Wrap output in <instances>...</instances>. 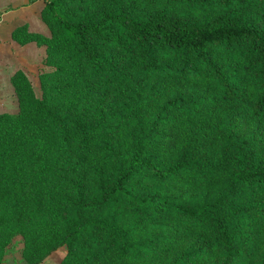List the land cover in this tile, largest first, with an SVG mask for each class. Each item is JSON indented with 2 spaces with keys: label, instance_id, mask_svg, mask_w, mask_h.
I'll return each mask as SVG.
<instances>
[{
  "label": "trees",
  "instance_id": "trees-1",
  "mask_svg": "<svg viewBox=\"0 0 264 264\" xmlns=\"http://www.w3.org/2000/svg\"><path fill=\"white\" fill-rule=\"evenodd\" d=\"M43 1L89 80L148 88L91 110L21 89L0 114L3 244L65 245V264H264V0Z\"/></svg>",
  "mask_w": 264,
  "mask_h": 264
},
{
  "label": "rangeland",
  "instance_id": "rangeland-1",
  "mask_svg": "<svg viewBox=\"0 0 264 264\" xmlns=\"http://www.w3.org/2000/svg\"><path fill=\"white\" fill-rule=\"evenodd\" d=\"M31 1L34 2L37 0ZM174 3L168 4L173 5L179 13L183 12L182 7ZM76 4V0L65 1V5L70 11L79 12ZM44 5L39 13V19L43 21V34L34 32L27 28V26L21 27L20 30L14 33V39L19 40L22 46L32 45L33 47L31 48V55H22L21 60L16 62V68H20L21 70L14 73L11 78L9 76L10 73H7V80L9 81L8 87L10 88V93L7 95V98H10L11 102L7 101L6 111H2V114L17 115L19 113L18 98L21 97L20 91L25 86L30 88L35 99H41L45 96L49 98L50 96L56 95L62 101L72 103L76 97L81 96L80 98H83L84 101L83 106L87 110L101 107L105 109L113 106L117 108L119 106L123 107L129 104V95L132 92L136 90H140V92L147 91L148 81L143 78L134 79L125 77L121 81H116L113 88L108 90L106 88L102 90L99 81L89 80L82 72V66L79 60L66 45L64 33L47 21V15L43 11ZM155 7H151V10H154ZM201 17L195 14L190 18L193 20H201ZM58 66H63L64 70L62 73L56 70ZM155 81L158 82V79H151V82ZM95 95L97 96L95 97ZM62 98H65V100ZM158 234L156 233V235ZM137 235L143 237H148L149 235L156 236L153 232L150 234L148 230ZM197 237L198 235L196 233L188 232L177 238H172L174 240V246L170 250L174 252L171 253L172 256L177 252L187 250V248L195 243ZM7 252L11 254V260L15 261L14 264H65L67 248L65 245L59 246L56 250L44 256L43 259H40L43 253L33 254V251L25 245L24 239L20 235L11 237L9 243L4 245L1 241L0 234V263ZM140 253H137V255L140 256ZM172 256L170 260H172ZM220 256L221 253L218 256L219 259ZM165 261L163 256L160 255L159 257L152 256L150 258L139 259L137 262L130 261L126 264H152L157 262H159L158 264H164ZM68 264L75 263L70 262ZM117 264L122 263L117 262ZM231 264L243 263L239 259H235Z\"/></svg>",
  "mask_w": 264,
  "mask_h": 264
},
{
  "label": "crops",
  "instance_id": "crops-1",
  "mask_svg": "<svg viewBox=\"0 0 264 264\" xmlns=\"http://www.w3.org/2000/svg\"><path fill=\"white\" fill-rule=\"evenodd\" d=\"M43 5L42 0H0V114L6 111L7 101H10L7 98L10 93L7 73H10L11 78L21 70L16 68V62L21 60L22 55H31L33 47L22 46L19 40L14 39V33L27 26L32 31L43 34V21L39 19ZM11 259V254L7 252L0 264H14L15 261Z\"/></svg>",
  "mask_w": 264,
  "mask_h": 264
}]
</instances>
